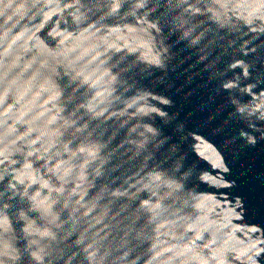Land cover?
I'll return each mask as SVG.
<instances>
[{
  "label": "water",
  "instance_id": "water-1",
  "mask_svg": "<svg viewBox=\"0 0 264 264\" xmlns=\"http://www.w3.org/2000/svg\"><path fill=\"white\" fill-rule=\"evenodd\" d=\"M0 264H264V0H0Z\"/></svg>",
  "mask_w": 264,
  "mask_h": 264
}]
</instances>
